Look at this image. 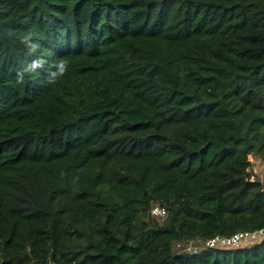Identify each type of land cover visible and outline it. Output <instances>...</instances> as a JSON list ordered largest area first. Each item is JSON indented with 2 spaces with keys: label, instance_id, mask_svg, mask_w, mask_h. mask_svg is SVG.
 <instances>
[{
  "label": "trees",
  "instance_id": "trees-1",
  "mask_svg": "<svg viewBox=\"0 0 264 264\" xmlns=\"http://www.w3.org/2000/svg\"><path fill=\"white\" fill-rule=\"evenodd\" d=\"M255 159L264 0H0V264H264Z\"/></svg>",
  "mask_w": 264,
  "mask_h": 264
},
{
  "label": "clouds",
  "instance_id": "clouds-1",
  "mask_svg": "<svg viewBox=\"0 0 264 264\" xmlns=\"http://www.w3.org/2000/svg\"><path fill=\"white\" fill-rule=\"evenodd\" d=\"M36 33L33 31H26L20 36V43L25 46L26 54L28 56H34L29 61H22V67L17 72L16 81L18 84L25 82L26 75H30L36 72L38 69L44 68L47 63L46 60L36 56L41 45L36 40ZM52 70L48 72V84H55L60 78H62L68 71L69 61L67 58H59L50 66Z\"/></svg>",
  "mask_w": 264,
  "mask_h": 264
},
{
  "label": "built area",
  "instance_id": "built-area-1",
  "mask_svg": "<svg viewBox=\"0 0 264 264\" xmlns=\"http://www.w3.org/2000/svg\"><path fill=\"white\" fill-rule=\"evenodd\" d=\"M249 160L252 161V157L249 156ZM151 213L156 217L164 220L167 217V210L165 207L157 204L152 207ZM264 238V228H259L255 230H241L232 233L231 235H221L215 234L213 237L206 241V245L214 247L216 245L220 246H239L242 244L253 243L260 241Z\"/></svg>",
  "mask_w": 264,
  "mask_h": 264
},
{
  "label": "rangeland",
  "instance_id": "rangeland-1",
  "mask_svg": "<svg viewBox=\"0 0 264 264\" xmlns=\"http://www.w3.org/2000/svg\"><path fill=\"white\" fill-rule=\"evenodd\" d=\"M253 169L256 176L262 181L264 185V166L260 160L255 159L253 162Z\"/></svg>",
  "mask_w": 264,
  "mask_h": 264
}]
</instances>
